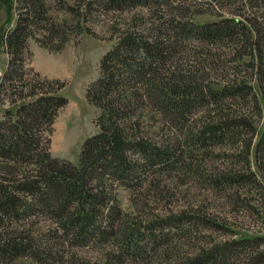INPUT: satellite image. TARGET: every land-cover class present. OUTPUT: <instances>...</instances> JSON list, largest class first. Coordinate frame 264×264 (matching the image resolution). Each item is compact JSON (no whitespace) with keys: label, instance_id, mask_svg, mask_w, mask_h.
Wrapping results in <instances>:
<instances>
[{"label":"rangeland","instance_id":"obj_1","mask_svg":"<svg viewBox=\"0 0 264 264\" xmlns=\"http://www.w3.org/2000/svg\"><path fill=\"white\" fill-rule=\"evenodd\" d=\"M39 2L45 9L42 20L26 25L30 35L21 53L12 56L1 43V36L12 30L29 1L0 0V120L22 99H30L26 94L30 87L37 85L35 88L41 90L44 84H40L39 77L63 81L61 92L67 102L58 109L51 132L43 125L41 134L44 142L49 139L52 157L73 164H78L84 140L99 130L102 109L89 97V92L102 76L103 55L123 35L135 33L143 37L144 23L184 19L193 6L196 10L193 20L206 22L231 15L240 5L138 3L111 8L99 4L98 0ZM50 26L55 28L48 31ZM175 45L173 55L158 70L160 78L174 71L185 72L189 80L205 86L209 79L220 77L221 70L212 69L217 64L222 63L221 68L223 64L231 66L236 62L225 45H208L195 38ZM9 70L11 75L6 79L5 73ZM45 85L59 87L58 83ZM21 94L27 96L22 98ZM144 100L143 93L133 113L124 121L120 119L124 122L121 125L130 136H145L164 149L168 159L160 166L144 170V187L134 194L138 198L144 196V209L140 213L129 206L134 196L130 189L120 185L116 187V194L123 212L132 214L130 221L141 224L139 221L144 220L143 235L149 234V226H156L150 248L138 253L135 245L138 243L134 242L135 248L132 245L133 249L127 250L122 223L103 241L79 245L63 241L49 230L52 228L50 216L45 212L1 221L0 245L7 232L15 235L22 231L21 235L29 237L34 248L39 245L43 250L49 246L52 255L45 264H178L195 260L200 254L211 256L204 264H264V192L250 184L236 188L214 181L229 168L245 169L243 152L230 142L211 144L197 139V129L213 114L212 105H194L190 112L187 110L183 116L176 117ZM261 124L260 121L258 130ZM250 160L253 163V153ZM14 168L27 174V169L32 167L15 163ZM120 218L126 219L124 215ZM241 234L252 239L240 241ZM146 239L139 244L145 245ZM28 253L26 250L23 255L0 257V264H42Z\"/></svg>","mask_w":264,"mask_h":264},{"label":"trees","instance_id":"obj_2","mask_svg":"<svg viewBox=\"0 0 264 264\" xmlns=\"http://www.w3.org/2000/svg\"><path fill=\"white\" fill-rule=\"evenodd\" d=\"M28 1L25 13L17 16L12 30L1 36V43L7 46L12 56L21 53L22 45L30 35L26 32V25L40 22L45 12L39 0ZM98 2L111 8L138 3L240 4L231 15L206 22L193 20L196 14L193 6L184 19L144 23L143 37L135 33L123 35L120 42L103 55L100 62L102 76L89 92V97L97 102L102 113L98 132L87 137L82 144L78 164L52 157L49 139L44 142L41 134L43 125L51 132L58 109L67 102L61 92L63 81L39 77L40 84H44L40 86L41 90L35 88L37 85L30 87L26 93L30 99H22L18 106L7 111L6 118L0 120V222L45 212L50 216L52 228L49 230L54 236L57 234L56 238L78 245L109 239L122 223L124 247L132 250L136 242L138 253H141L155 240L152 235L155 236L156 226H149V234L143 235L144 220L139 221L141 224L130 221L132 214L123 212L116 187H127L134 195L137 189L144 187V170L160 166L168 159L164 149L145 136H130L121 125L124 122L120 119L124 121L133 113L143 93L145 100L153 103L156 109L176 117L183 116L187 110L190 112L194 105L211 104L213 114L197 129V139L211 144L233 143L239 152H243L247 164L245 169H227L214 181L236 188L250 184L264 192V0ZM53 29L48 27V31ZM189 38L208 45L227 46L235 64H223L221 68L222 63L217 64L212 69L221 70L220 77L209 79L205 86L194 79L189 80L190 76L185 72L174 71L166 77H158L160 66L175 52V44ZM10 75L11 70L6 71V79ZM138 82L140 86L135 85ZM47 83H58L59 87L47 88ZM95 94L97 98H94ZM27 95L21 94L20 97ZM260 121L262 124L258 130ZM15 163L24 164L25 168L31 165L32 168L23 174L19 168H14ZM134 196L129 206L140 213L144 209V196ZM122 215L126 219H121ZM21 232L15 235L6 233L0 245V257L23 255L27 250L30 257L45 264L52 255L49 246L43 250L39 245L34 248L29 237ZM241 235L240 241L252 239L246 234ZM145 239L147 243L140 245L139 241ZM208 255L200 254L195 260L178 264H204L210 260Z\"/></svg>","mask_w":264,"mask_h":264}]
</instances>
